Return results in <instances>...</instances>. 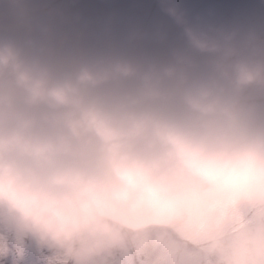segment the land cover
I'll list each match as a JSON object with an SVG mask.
<instances>
[{"label": "clouds", "instance_id": "9594fccd", "mask_svg": "<svg viewBox=\"0 0 264 264\" xmlns=\"http://www.w3.org/2000/svg\"><path fill=\"white\" fill-rule=\"evenodd\" d=\"M173 63L126 58L58 67L42 48L0 40V220L59 264H114L131 242L163 256L166 228L213 225L228 264L232 221L217 205L264 204V36L192 26ZM193 53L210 59L201 67ZM264 241L244 237L242 250Z\"/></svg>", "mask_w": 264, "mask_h": 264}, {"label": "rangeland", "instance_id": "374dc122", "mask_svg": "<svg viewBox=\"0 0 264 264\" xmlns=\"http://www.w3.org/2000/svg\"><path fill=\"white\" fill-rule=\"evenodd\" d=\"M228 1H233L234 5L227 7ZM201 2L202 0H0V40L11 39L24 47H29L33 43L44 49L45 54L59 53L57 52L59 50L66 58L73 56L74 52L80 61V57L87 58L84 53L90 50L95 52L101 49L104 59L116 58L131 50V54L126 59L138 63L155 62L164 65L175 61V53L189 51L184 26L177 23L166 7H178L191 25H197L195 27L235 31L240 36L248 32L260 31L257 25H252L249 29L247 26L243 28L244 24L240 28L234 27L235 22L240 18L239 13L254 12L252 0ZM199 6L200 8L195 11ZM229 8L231 14L237 15L233 26L225 24L214 28L221 15L228 12ZM93 11L94 14H98L94 15ZM194 11L195 13L192 14ZM129 16L131 19H126ZM225 20L227 19L222 23H225ZM253 21L258 22L259 17L256 16ZM170 31L171 35L175 33L173 38L171 37L173 43L164 44L171 36ZM27 40L31 43L26 42ZM161 41L165 42L158 43ZM174 41L182 43L181 48L179 46L176 48L173 45ZM146 43L158 44L146 46ZM135 44V50L140 49L139 53L135 50L133 52L132 46ZM160 46L163 52L157 54V48ZM141 52L145 54L143 56L145 61L138 60L142 58ZM193 55L202 68L210 59L198 53ZM52 61L57 66L61 64L54 59ZM74 62L73 66L78 64L77 61ZM258 93V90L252 89V94L258 95ZM261 98L262 101L258 103L253 118V128L257 131L264 130V97ZM241 199L264 206L253 198L245 196L220 202L216 211L226 217L228 209ZM230 221L233 223V238L230 241L228 255H237L245 259L242 240L244 237L256 238L264 233V219L257 228L243 230L237 227L235 219ZM173 229L166 228L157 234L169 240L163 256L154 252L152 242L136 241L129 243L118 254L114 264H160V262L228 264L226 255L212 249L208 244V237L214 231L211 223L203 221L195 229H175L195 243L194 255L175 243ZM0 264H59V260L50 250L41 247L35 240L20 235L10 224L0 220Z\"/></svg>", "mask_w": 264, "mask_h": 264}, {"label": "snow or ice", "instance_id": "6c2138e0", "mask_svg": "<svg viewBox=\"0 0 264 264\" xmlns=\"http://www.w3.org/2000/svg\"><path fill=\"white\" fill-rule=\"evenodd\" d=\"M228 220L235 219L237 227L243 229L257 228L262 219H264V206L255 204L254 202L241 199L233 207L228 209V214L225 217ZM175 234L179 246H183L186 251L195 254V243L187 237L181 235L175 229L172 230ZM163 264V262H160ZM206 264V262H202ZM244 264H264V241L251 245L245 253Z\"/></svg>", "mask_w": 264, "mask_h": 264}, {"label": "trees", "instance_id": "16d2710c", "mask_svg": "<svg viewBox=\"0 0 264 264\" xmlns=\"http://www.w3.org/2000/svg\"><path fill=\"white\" fill-rule=\"evenodd\" d=\"M254 6H255V10L254 12L250 15V16H254L256 15L258 12H260L262 14V17L264 18V0H252ZM69 10H74V9H69ZM132 12L130 11V14ZM139 14H141L140 11H138ZM93 14H94V11H93ZM98 13L94 14V15H97ZM245 14V13H244ZM243 15V13H239V17ZM132 16V15H131ZM131 16H129L128 18L126 19H131ZM225 18L224 19H227L225 20V23H221L220 25H225V24H228V25H231L233 26V21L237 20V15L236 14H231L230 13V8L228 9V12H226V14L223 15ZM254 20V17L251 18L250 20H238L235 22L234 24V27L236 28H240L242 27L243 25V28H246L244 26H247V28L249 29L252 25L254 26H258L260 27L258 24V22L256 21H253ZM244 21V22H243ZM263 21V20H261ZM232 22V23H230ZM257 23V24H256ZM258 32V31H257ZM249 33V32H248ZM256 33V32H255ZM259 34V33H257ZM261 35V34H259ZM262 36V35H261ZM26 42H29L28 40ZM31 43V42H29ZM152 44H155V43H150L148 45H152ZM147 43H146V46H148ZM36 47V48H40L39 46L31 43L29 47ZM135 47H136V44L132 46V49H133V52L135 50ZM145 47V46H144ZM142 47V48H144ZM101 49L100 50H96L95 52H92L91 50L90 51H86L85 56H87V58L85 59L84 57H80L81 61L78 59V56L77 54L74 55V52H73V56H70L69 58H66L64 56V54L62 52H60L59 50H57V52L59 53H55V54H51V53H48V54H45L46 56H48L49 58H51V60H56L57 62H61V64L58 65V67H60L62 65V68H71V67H74L73 65L75 64L74 61H77L78 64L81 63V62H91V61H95V60H100V59H104V57L102 56L101 54ZM135 52L139 53L140 52V49H136ZM131 54V50H128L126 51L124 54H121L119 57L120 58H127L129 55ZM141 54H143V52H141ZM143 57V56H142ZM64 58L63 60H60ZM100 58V59H99ZM59 60V61H58ZM139 60V59H138ZM142 60V59H141ZM74 62V64H72Z\"/></svg>", "mask_w": 264, "mask_h": 264}, {"label": "bare ground", "instance_id": "6f19581e", "mask_svg": "<svg viewBox=\"0 0 264 264\" xmlns=\"http://www.w3.org/2000/svg\"><path fill=\"white\" fill-rule=\"evenodd\" d=\"M50 46V45H49ZM58 49V48H57Z\"/></svg>", "mask_w": 264, "mask_h": 264}]
</instances>
